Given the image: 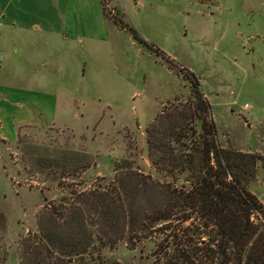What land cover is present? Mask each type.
<instances>
[{"label": "rangeland", "instance_id": "obj_1", "mask_svg": "<svg viewBox=\"0 0 264 264\" xmlns=\"http://www.w3.org/2000/svg\"><path fill=\"white\" fill-rule=\"evenodd\" d=\"M51 2V15L58 16L61 0ZM103 2L112 20L107 38L71 41L61 55L66 76L58 94L84 101L80 116L60 98L54 116L68 125L27 123L14 140L0 137V210L7 220L0 264H20V240L38 231L47 202L113 181L124 160L158 176L146 129L170 102L191 96L189 72L210 101L222 146L264 155V0ZM130 27L165 55L137 40ZM8 77L2 74L1 83L12 85ZM29 96L22 95L21 106ZM247 188L264 203L263 169ZM166 237L157 231L136 248L121 241L100 248V255L121 264H156Z\"/></svg>", "mask_w": 264, "mask_h": 264}, {"label": "trees", "instance_id": "obj_2", "mask_svg": "<svg viewBox=\"0 0 264 264\" xmlns=\"http://www.w3.org/2000/svg\"><path fill=\"white\" fill-rule=\"evenodd\" d=\"M187 78L191 96L170 102L146 129L158 176L124 160L113 181L47 202L38 231L20 240V264H121L100 248H136L157 231L168 244L156 264H264V203L247 188L264 155L223 147L200 79ZM6 223L0 210V236Z\"/></svg>", "mask_w": 264, "mask_h": 264}, {"label": "crops", "instance_id": "obj_3", "mask_svg": "<svg viewBox=\"0 0 264 264\" xmlns=\"http://www.w3.org/2000/svg\"><path fill=\"white\" fill-rule=\"evenodd\" d=\"M61 6L64 10L54 16L51 0H0V76L3 74L4 81L9 82L8 76L14 81L12 85L0 81V137L5 140L18 137L23 124L71 123L67 119L59 122L54 116L60 98L69 99L66 109L78 116L80 104L85 105L84 101L58 94L66 76L60 73L65 69L60 62L63 46L76 40L79 44L86 37L107 38L112 20L106 16L102 0H61ZM23 11L28 15L23 16ZM36 11L38 18L34 16ZM24 92L30 95L26 107L21 106Z\"/></svg>", "mask_w": 264, "mask_h": 264}]
</instances>
